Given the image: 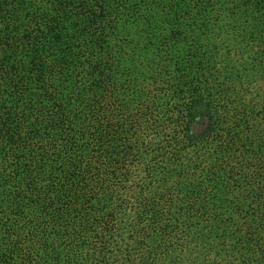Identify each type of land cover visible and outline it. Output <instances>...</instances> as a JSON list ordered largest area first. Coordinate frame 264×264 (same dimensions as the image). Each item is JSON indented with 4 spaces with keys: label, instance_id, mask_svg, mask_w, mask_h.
<instances>
[{
    "label": "trees",
    "instance_id": "obj_1",
    "mask_svg": "<svg viewBox=\"0 0 264 264\" xmlns=\"http://www.w3.org/2000/svg\"><path fill=\"white\" fill-rule=\"evenodd\" d=\"M0 264H264V0H0Z\"/></svg>",
    "mask_w": 264,
    "mask_h": 264
}]
</instances>
